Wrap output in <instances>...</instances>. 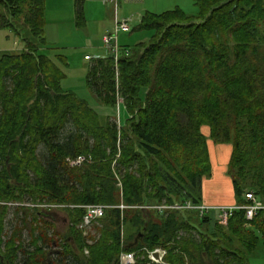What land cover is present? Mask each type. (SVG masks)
I'll return each instance as SVG.
<instances>
[{"label": "trees", "instance_id": "trees-1", "mask_svg": "<svg viewBox=\"0 0 264 264\" xmlns=\"http://www.w3.org/2000/svg\"><path fill=\"white\" fill-rule=\"evenodd\" d=\"M84 2L74 0L77 27ZM193 4V17L178 7L146 12L137 28L157 36L121 56L117 75L109 54L90 63L86 86L98 102L112 110L123 100L129 117L119 128L111 114L102 122L62 91L64 73L39 52L45 0H0V29L25 43L0 55V202L63 205L67 214L61 234L51 212L18 208L19 227L6 234L8 207L0 205V264H119L122 252L152 264L156 248L166 252L162 264H248L264 242V211L247 222L236 210L223 226L211 214L132 208L202 203L212 174L208 139L231 146L226 174L238 205L248 191L264 203V0ZM88 204L111 208L84 236L76 227Z\"/></svg>", "mask_w": 264, "mask_h": 264}, {"label": "rangeland", "instance_id": "rangeland-1", "mask_svg": "<svg viewBox=\"0 0 264 264\" xmlns=\"http://www.w3.org/2000/svg\"><path fill=\"white\" fill-rule=\"evenodd\" d=\"M45 2V21L50 24L48 33L51 37H48L45 46L43 45L42 47H40L39 52L48 56L61 68L62 72L64 73L65 78L60 83L61 90L64 92H72L76 94L77 97L84 100L92 109H94L99 114L102 122L109 113L112 117L111 121L117 123L119 127H124L129 117L125 107L123 105H119L118 107L110 110L109 108L99 103L86 86V76L91 61L86 60L84 56L88 55L90 56V58L96 59L94 55L95 53L92 48L93 46L96 47L97 45H101L99 35L103 33L102 30L105 27L104 14L101 10L103 9L102 5L95 2H88L87 4L86 1L85 7L87 8V5L88 7L91 6V11L86 13L87 15L84 16L85 19L83 25L81 27H77L73 22V18L71 19L69 15V12L74 5L73 0H45ZM101 2L103 1L100 0V3ZM134 4L139 3L134 2ZM165 4H163L162 6H164ZM103 6H106L107 8L111 7L107 4H104ZM166 6L168 9L166 11H170L176 8H172L173 6L168 4H166ZM169 8L172 9L169 10ZM178 8L182 9L188 17L197 16L198 14L197 9L193 4V0H180V5ZM111 12L112 16H114V10ZM146 12L148 11L142 12L140 8L121 10L120 6L118 7V18L128 20L130 28V31L128 33L119 34L118 44L120 47L132 50L141 44L150 42L155 36H157V32L153 30L137 28L140 25L142 17ZM97 21H99L98 24ZM20 31L21 34L26 37L25 34L27 35V30L22 29ZM262 34L264 35V30H262ZM24 44L25 43L21 40V37H18L15 33L9 32V30L6 29H0V55L4 53H20L25 48ZM107 53L106 51H104V54L107 55ZM206 131V127L202 128V133H205ZM211 146H213V148ZM210 148L212 153V163L214 162L215 171L219 170L218 172H227V164L229 162L231 154V146L212 145L210 143ZM19 204L21 205L14 206L10 205L9 203L0 202V205H6L8 207V215L5 220L6 225L4 230L6 234H9L13 229L19 227L18 220L21 218V212L18 208H33L31 205L33 203L29 201H24ZM61 206L63 207V205ZM61 209L63 208H60L56 211H49V213L51 212L57 219V231L63 234L67 229V223H64V219L67 214ZM94 225H96V223L91 226L88 236L94 235ZM130 229V225L125 224L123 227V236H127V234L130 232ZM53 238L58 242V247L56 246V248L61 250L60 246L63 243V239H61V236H53ZM27 239L28 236L26 233H24L23 240L25 246H27L28 244ZM49 248L50 247L48 245L47 250H49ZM22 258L24 257L20 253L18 261L22 260ZM248 264H264V243L261 239L259 240L256 249L248 257Z\"/></svg>", "mask_w": 264, "mask_h": 264}, {"label": "built area", "instance_id": "built-area-1", "mask_svg": "<svg viewBox=\"0 0 264 264\" xmlns=\"http://www.w3.org/2000/svg\"><path fill=\"white\" fill-rule=\"evenodd\" d=\"M103 2L111 3L114 10V20H113V28L111 31H106L102 36V45L105 50H107L108 54L112 57L116 69L117 75V63L121 56L129 55L130 51L128 48L120 47L118 44V36L119 34L128 33L130 31L129 21L126 19L118 18V2L119 0H102ZM86 60H90L89 56L85 57ZM119 105H123L122 98H118L116 107ZM124 106V105H123ZM118 125V124H117ZM119 127V125H118ZM120 128V127H119ZM71 166L80 165L83 161V157H77L72 160H68ZM245 200V204L241 206H223V205H206L203 202L199 204L191 203L190 201H185L181 203L174 204H165L162 203L156 206H141V207H132L139 209H148L155 210L160 213L176 210V211H191L196 212L200 217L205 215H210L214 218V220L220 225H227L228 218L231 216L232 212L236 210H243L244 217L247 222H251L252 219L256 216L259 211H264V203H262L256 196L248 191L244 193L243 196ZM10 205L20 206L19 203H9ZM34 208H40L47 211L59 210L63 208L58 205H47V204H31ZM28 205V206H31ZM120 210L125 208H129L123 206L122 204L116 206ZM83 209V215L81 218V222L77 225V229L83 233L84 236L88 235L91 226L96 223L99 219H101L105 211L109 206H104L100 204H88L81 206ZM87 250H84V254H87ZM153 253L157 254V258L153 257ZM165 250L162 248H156L148 252V259L152 264H162V259L165 255ZM136 257L134 252H122L119 256V264H135Z\"/></svg>", "mask_w": 264, "mask_h": 264}, {"label": "crops", "instance_id": "crops-1", "mask_svg": "<svg viewBox=\"0 0 264 264\" xmlns=\"http://www.w3.org/2000/svg\"><path fill=\"white\" fill-rule=\"evenodd\" d=\"M87 1L88 2H95L97 4H101L103 9L102 13L104 14V23H105V27L103 28V33L100 34V41H101V45H97L96 47L93 46L92 50L94 51V55L95 58H102L107 56L106 54H104V51L107 50L104 49L103 45H102V36L106 31H111L113 28V20H114V16H112V12L113 11V6L111 3L108 2H101L100 0H85L84 2V6H83V16H86L89 11H91V6L87 8L85 7V3ZM183 1V0H182ZM188 1V0H187ZM74 2V0H73ZM134 2H138L139 4H134ZM72 3V1H71ZM168 5H172L174 7H179L180 5V0H119L118 4L121 8V10H129V9H139L143 11H148V12H152V13H161L164 12L167 9L166 4ZM110 5L111 7H106L103 5ZM163 4H165L164 6H162ZM46 5V2H45ZM169 7V6H168ZM172 8H169L172 9ZM112 9V10H111ZM70 18H73V22L76 26V14H75V6L73 5V8L71 9V11L69 12ZM46 16V15H45ZM70 19V20H71ZM85 19V18H84ZM96 21V20H95ZM99 21H97L98 24ZM49 25L47 21H45V27H44V43L47 42L48 37L50 38V34L48 33V28ZM9 32H13L10 31ZM15 33V32H13ZM57 41V40H56ZM42 47V46H41ZM108 54V53H107ZM88 56L85 55L84 58ZM90 57V56H89ZM92 58L90 59V61L92 62ZM205 128V127H203ZM207 131L205 133H203L207 138L209 136V129L206 127ZM210 143L212 144L211 141H209V139L207 140V145H208V151H209V157H210V162H211V167H212V174L211 177L208 179H204L202 181V189H201V200L204 204L206 205H223V206H240L238 205V202H236V199L234 197V192H233V187H232V183L231 180L229 179V177L226 175V171H220L219 170L215 171V167H214V162L212 163V153H211V148H210ZM213 145V144H212ZM213 148V146H211ZM264 243V242H263ZM258 246V245H257Z\"/></svg>", "mask_w": 264, "mask_h": 264}, {"label": "water", "instance_id": "water-1", "mask_svg": "<svg viewBox=\"0 0 264 264\" xmlns=\"http://www.w3.org/2000/svg\"><path fill=\"white\" fill-rule=\"evenodd\" d=\"M31 103H32V101H30L29 105H30ZM138 238H141V235H138ZM137 240H138V239H135L134 244L137 243ZM153 257L157 258V254H156V253H153Z\"/></svg>", "mask_w": 264, "mask_h": 264}]
</instances>
